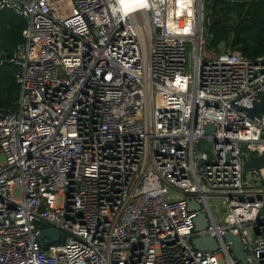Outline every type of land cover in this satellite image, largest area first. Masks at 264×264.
<instances>
[{
	"label": "built area",
	"instance_id": "1",
	"mask_svg": "<svg viewBox=\"0 0 264 264\" xmlns=\"http://www.w3.org/2000/svg\"><path fill=\"white\" fill-rule=\"evenodd\" d=\"M212 1L0 0L24 19L0 51L17 87L0 107V264H237L225 231L264 264V162L242 169L264 161V111L244 109L264 54L208 45ZM49 226L61 241L36 238ZM203 235L217 247L194 248Z\"/></svg>",
	"mask_w": 264,
	"mask_h": 264
},
{
	"label": "trees",
	"instance_id": "2",
	"mask_svg": "<svg viewBox=\"0 0 264 264\" xmlns=\"http://www.w3.org/2000/svg\"><path fill=\"white\" fill-rule=\"evenodd\" d=\"M211 16H217L207 30L209 44L216 48L220 40L225 47L238 50L252 58L264 54V3L261 0H213ZM24 26L22 16L10 9L0 10V51L7 56L13 45L20 41ZM14 67L0 63V107H11L17 87L13 79Z\"/></svg>",
	"mask_w": 264,
	"mask_h": 264
},
{
	"label": "water",
	"instance_id": "3",
	"mask_svg": "<svg viewBox=\"0 0 264 264\" xmlns=\"http://www.w3.org/2000/svg\"><path fill=\"white\" fill-rule=\"evenodd\" d=\"M264 3V0H261ZM217 19V16H210L208 19L209 24ZM224 40H220L217 44L218 49H222L224 46ZM2 55V54H1ZM249 115H259L261 111H264V93L259 95V100L253 102L250 107L244 108ZM204 130L209 132L211 130V125L206 124ZM198 147L203 150L206 155L208 154V144L207 142L200 141L198 142ZM263 155L253 156L251 153L243 155L242 169L243 171L248 170L249 168H257L263 164ZM188 209H199V204L194 202L191 199L187 200ZM206 225L204 220V215L202 211H198L193 218V229L201 228ZM42 237H46L49 242L62 240L63 236L59 231L54 227H44L38 230L36 238L40 240ZM223 239L228 243L231 253L237 264H245V252L242 247V242L240 241L237 234H233L229 231H225L223 234ZM191 243L196 249H215L217 247V242L212 236H196L191 239Z\"/></svg>",
	"mask_w": 264,
	"mask_h": 264
},
{
	"label": "rangeland",
	"instance_id": "4",
	"mask_svg": "<svg viewBox=\"0 0 264 264\" xmlns=\"http://www.w3.org/2000/svg\"><path fill=\"white\" fill-rule=\"evenodd\" d=\"M204 49V54L207 53V54H213L214 52H216L215 50H213L211 47H209L208 45H205V48ZM206 54V55H207ZM223 200L221 199H216V200H212L210 199L209 200V204L211 206V210H212V213L216 216V218L220 221V218H221V214L224 210V205H223Z\"/></svg>",
	"mask_w": 264,
	"mask_h": 264
},
{
	"label": "bare ground",
	"instance_id": "5",
	"mask_svg": "<svg viewBox=\"0 0 264 264\" xmlns=\"http://www.w3.org/2000/svg\"><path fill=\"white\" fill-rule=\"evenodd\" d=\"M172 21H175L174 18L172 19Z\"/></svg>",
	"mask_w": 264,
	"mask_h": 264
}]
</instances>
